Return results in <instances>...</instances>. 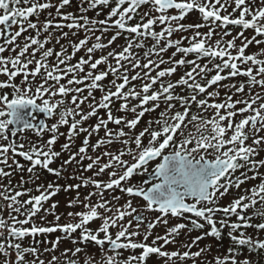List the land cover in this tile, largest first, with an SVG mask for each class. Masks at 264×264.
Wrapping results in <instances>:
<instances>
[{
  "label": "snow or ice",
  "instance_id": "obj_1",
  "mask_svg": "<svg viewBox=\"0 0 264 264\" xmlns=\"http://www.w3.org/2000/svg\"><path fill=\"white\" fill-rule=\"evenodd\" d=\"M256 2L257 0H114V6L110 7L107 17L98 20L83 13L98 6H109L113 0H82L80 8L82 14L79 16L62 11L65 6L70 5L71 0H59L56 5L52 0L46 2L0 0V25L10 30L5 45L15 44L17 38L29 29L36 32L35 36L27 37L23 46L16 45V48L11 49L12 51L19 49L14 57L0 55V74L8 77L6 81H0V89H11V93L0 94V163L7 164L11 153L15 167L22 168V165L14 159L18 154L30 162L31 167L27 169L29 173H33L39 166L56 177H61L64 166L73 163L79 156L81 161L84 159L90 161L83 171L96 169L93 177L80 176V183L64 186L51 182L46 186L37 184L38 194L29 195L25 200L18 197L32 193L31 188L14 191L11 195L6 194L12 191L10 187L0 191V198L9 201L6 207L10 210L7 219L0 213V253L5 257L3 264H45L43 260H27L26 254L36 256L39 249L35 246L22 247L17 241H22L27 236L36 237L38 234L46 235L57 231L62 232L73 243L92 242L100 248L99 259L86 253L82 264H146L147 259L153 254L164 258L163 264H176V261L184 264L188 259H192L193 264H196L195 258L200 257L208 250L207 248H200L195 252L163 250L164 245L176 242L181 230L188 227L186 223H176L168 227L165 235H157L151 244L148 243L156 224L167 225L168 216L183 217L189 213L197 218L190 220L193 229H204L205 224L210 226L205 233L207 236L219 238L223 228L230 229L227 234L234 247L228 249V255L216 257L215 264H251L246 258L238 259V253L244 247L249 250H264V239L254 238L241 230L255 227L264 231V222L255 225L251 222L253 217L264 218V174L259 172V169L264 167V159H255L259 155L260 146L264 145V136L259 135L264 131V92L252 93V89L256 86L264 89V59L259 58L264 56V49L259 53L245 54V50L253 42L257 45L264 43L255 38V36H264V0H258L259 6L254 7ZM83 4H87V7H83ZM233 4L235 7L232 8V12H228V8ZM143 5H151L150 10L140 15V22L130 23ZM53 7L56 8V17L60 20L52 17L49 12V18L40 25L39 13ZM170 10H175V13L170 14ZM193 10L200 13L202 23H182L181 21ZM237 11L238 16L235 15ZM33 16L37 17L36 21L30 19ZM157 24L166 27L157 31L155 30ZM13 25H16L18 30L11 31ZM97 25L103 26V32H107L109 26L117 29L107 44L101 43V36L95 35ZM228 25L243 30L252 29L255 36L245 37L242 44L237 46L236 40L243 37L244 33L241 31L232 39L225 40L224 37L231 35L227 30ZM64 27L83 30L85 33L84 38L78 43L71 44V55L65 54L66 49L63 46L55 53L52 48H45L53 38V33L49 29ZM204 27L208 28L207 32L200 31ZM218 28L221 29L219 33H217ZM41 29L48 33L43 40L39 38ZM121 30L131 34L126 46L118 52L113 50L107 55L93 59L92 54L114 43L121 35ZM189 30H192L191 37L182 38L190 41L187 46H182V39H172L174 32ZM76 34L73 32V35ZM68 35V32L62 33L65 38ZM215 35H219V39L213 41ZM3 36L5 32L0 29V37ZM91 37H94L96 42L86 47ZM145 38H151L154 43L143 54L146 63H141L139 54L133 52V49L143 48ZM33 46L36 47L29 53V49ZM173 47L175 51L168 61L160 58L157 62L151 58L153 55L160 56ZM82 48L86 49L88 58L81 56L76 64L70 63L72 56ZM5 50V46L0 45V53ZM37 52L40 53L39 59H36ZM177 53L181 54L178 60L174 59ZM26 54L30 58H26ZM189 54H193L195 58L187 59ZM53 55L57 58L56 62L49 64L48 58ZM110 57L115 61L114 64L109 63ZM201 59L206 60L203 65L199 62ZM217 60L220 62L216 63ZM169 62L173 66L158 70L155 75L151 74L153 68L159 69L160 65ZM33 64L35 67L30 68L29 66ZM101 64H106L107 70L96 72ZM126 64L130 65L132 70L141 71H136L130 77L129 67ZM209 64L212 67H209ZM61 65L64 67L62 68ZM85 65H88L87 72ZM181 65L191 67L175 82L165 83L162 78L171 76L177 71V66ZM241 65L245 67L242 68ZM225 70H228L227 74L223 75ZM213 71L215 74L209 78L208 73ZM81 73L84 74L80 75ZM109 74L114 79L110 81V87L105 90L101 82ZM18 75L22 76L19 84L14 82V78ZM38 75L41 79L37 84L35 78ZM238 75L248 77L247 98L234 100L233 95L226 93L223 102H215L214 98L220 95L219 89L214 91L208 89ZM65 79L66 83H61ZM136 80L143 81L139 90L134 84L125 90L130 81ZM86 81L88 83H85ZM157 84L158 88L153 90V86ZM73 85L84 86L73 87ZM245 86V82H240L239 86L222 85L229 90L235 89V93H244ZM177 87L188 89L190 94L176 93ZM85 90H87L86 96L83 95ZM93 90H100L103 93L99 101L93 95ZM205 93L207 97L213 98V102H209L207 98L198 99L199 95ZM133 99L138 100L139 103L130 105ZM114 100L121 101L119 111L131 112L133 118L114 116L110 107ZM150 102L151 107H148ZM161 102L164 108L159 112L158 117L149 120L148 126L139 133L133 134L141 118L147 112L160 108ZM85 103L88 105V111L82 107ZM193 104L199 109L198 112H192ZM238 105L243 107H237ZM99 109L107 110V118H99L94 125L85 126L86 121L98 115ZM209 109L214 110L212 116L203 115ZM37 110L49 118L56 117V122L49 127L46 122L41 121L38 126L33 122L38 119ZM237 115L242 117L238 121L235 119ZM109 122L117 125L118 129L109 128ZM64 125L68 126V142L63 144V150L70 149L74 138L80 133L86 135L78 151L71 153L59 168H53L51 167L53 161L61 155V152L53 149V145L57 141L60 126ZM121 125L123 127H120ZM102 128L105 132L104 137L90 145V137ZM125 128L128 131H125ZM29 129L35 130L37 135L45 130L50 131L52 135L46 142L28 144L27 148L25 143L17 144L14 139H10ZM146 136L148 139L145 144ZM250 138L252 143L248 144ZM116 141L122 145V148L116 152L105 150L95 157L87 155L89 147L95 152L102 146L107 147ZM125 156L131 157V161L124 159ZM157 158L159 162L150 173L155 182L147 187L122 186V182L129 181L137 172L149 173V163ZM109 169L112 170L108 172L107 181L94 178ZM241 169L244 171H240ZM238 171H240L239 176L236 175ZM249 171L253 175L249 176L247 174ZM10 175L11 173L0 167V176ZM30 179L35 183L39 176ZM256 179H259V184L242 190V194L232 199L226 206L218 204V201L227 196L233 188L241 190V185L248 180ZM144 184L148 185L149 181L145 180ZM90 185L95 190L80 199L79 189ZM0 187L4 186L0 185ZM116 188L130 197H142L146 202V210L158 211L161 214L156 217L155 223L151 221L147 223L142 240L138 241L135 238L141 236L139 222L144 221L145 217L133 207L132 201L128 200L120 207L114 208L111 206L112 202H118L120 197L113 195L110 199L105 198L106 191ZM61 190L66 192L75 190L76 197L68 202V207L83 208L82 211L69 212L67 214L69 222L64 224L60 223L61 216L55 211L59 205L58 201L52 203L49 208H44V204ZM93 196L98 197L95 203L91 202ZM258 204L259 208H257ZM249 209L254 210L252 215H248ZM41 211L45 213V216L41 217L44 223L38 224L34 218ZM217 212H222L224 216L217 219ZM133 214L138 223L136 230L129 231L132 221L127 222L128 226L122 221ZM48 215L54 216V221L47 222ZM232 215L237 217L235 221L229 219ZM21 216L24 218L20 219ZM96 219L102 221L101 225L96 229L89 228V223ZM111 228L119 229L114 237L110 232ZM78 230L79 235L73 236ZM60 239L57 237L51 242V249L45 248V251L55 252ZM201 239L203 236H196L191 244L183 247L190 249ZM158 241H163V244H158ZM105 244L109 246L108 249L104 248ZM129 249L142 251L138 255L118 259L121 256L120 250ZM12 251L15 255L14 261L8 259ZM85 251L82 247L65 249L61 254L66 257L64 264H81L80 260L68 257V253L75 257ZM48 264H60L59 257L52 255Z\"/></svg>",
  "mask_w": 264,
  "mask_h": 264
},
{
  "label": "flooded vegetation",
  "instance_id": "obj_2",
  "mask_svg": "<svg viewBox=\"0 0 264 264\" xmlns=\"http://www.w3.org/2000/svg\"><path fill=\"white\" fill-rule=\"evenodd\" d=\"M41 2H46V0H41ZM52 3L54 5L59 3V0H52ZM82 5V0H71L70 5L65 6V8L62 10L63 12H72L74 15H81V8ZM114 6V0L113 3H111L109 6L106 7H101L98 6L96 9H89L86 13H83L85 15H88L90 18L93 19H105L107 16H104V14L106 13H102V10L105 8H110ZM254 7L259 6V2L257 0L256 4L253 5ZM83 7H87V4H83ZM235 5L233 4L232 7L228 8V12H232V8H234ZM151 8V5H143L141 7V9L139 10V13L136 16H140L143 14V12L145 11H149ZM49 12H51L52 17L56 18L57 20H60L59 17H56V8L53 7L51 9H47V10H43L39 13L38 16V20L40 25L43 24V22L45 20H47L49 18ZM175 10H170V14H174ZM99 14V15H97ZM153 15H158L156 13H152ZM224 14V13H222ZM236 16L239 15V12L237 11L235 13ZM187 16H193L190 17L191 24H196V23H202L201 20V15L197 10H193L192 12H190ZM33 21L37 20L36 16H33L30 18ZM187 19L185 18L183 21H181L182 23H187ZM161 25L157 24L155 25V30L160 31L161 30ZM0 29H3V31L5 32V36L0 37V45H4L6 50L3 53H0V55L4 56V57H14L19 49L17 48L16 51H12V48H16V45H20L23 46V44L25 43L26 39L28 36H35L36 32L35 30L29 29L28 31L22 33V35L20 37L17 38V41L15 42V44L13 45H5V39L8 36L9 33V29H4L2 25H0ZM96 36H101V43H103V40H109L117 31V29L115 28H111L108 29L107 32H103L102 31V26L101 25H97L96 26ZM18 30V27L16 25H13L11 31H15ZM227 30H229L231 32L230 36H226L224 37L225 40L228 39H232L233 37L237 36V34L241 31H243L244 36L241 38H238L236 40V44L237 46H240L243 42V39L245 37L247 38H252L253 36H255L254 30L252 29H248V30H243L240 27H236V26H232V25H228L227 26ZM50 32L53 33V38L52 40L45 45V48H52L55 52H59L61 47L63 46L66 49V55H71L72 54V47L71 44L74 43H78V41L80 39H83L85 36V33L83 32V30H75V29H68L67 27H64L63 29H55V28H50L49 29ZM201 32H207L208 28L204 27L200 29ZM221 31V29H217V33H219ZM63 32H68L69 35L65 38L62 36ZM73 32H76V35H73ZM189 32H191L192 35V30H189ZM251 32V36H248L247 33ZM124 33H126V31L121 30V35L115 40L118 43H112L110 46L105 47L102 50H96L92 55H93V59L99 58L101 55H103V53L105 55H107L108 52L110 51H120L122 50V48L124 46H126L127 40L130 38L131 34H129L127 32V38L125 39L124 37ZM180 32L178 31V36H180L179 34ZM182 33V32H181ZM48 33L44 32L41 29V33H40V39L43 40L45 36H47ZM185 37H187V35H185ZM256 39L262 40L264 41V36H255ZM57 39H59V43H57ZM182 39V38H180ZM213 41L216 39H219V35H215L213 36ZM175 40V39H174ZM95 38L91 37L89 39V43L86 47H90L93 43H95ZM148 42V43H147ZM151 38H145V46L143 48L140 49H133V52H136L139 54V57L141 58V63H146V60L144 59V52L148 51L149 48L151 47V45L153 43H151ZM190 43L189 40H183L182 39V46H187ZM107 44V43H106ZM36 46H33V48L29 49V53H31L33 51V49ZM262 49H264V43H261L259 45H257L256 43H252L249 45V47L245 50V54L249 55V54H253V53H259ZM175 51V48H169L166 52L160 54V56H156L153 55L151 58L156 60L157 62L159 61L160 58L165 59L166 61H168V59L166 57H171L172 53ZM233 53H235V49L232 50ZM40 53L37 52L36 53V59H39ZM83 56L85 57V59L88 58L87 53H86V49L82 48L80 51L76 52V54L74 56H72V59L70 61V63L72 64H76L80 57ZM26 58H30V56H28V54H26ZM176 60L181 58V54L177 53L176 56L174 57ZM194 55L193 54H189L187 56V59H194ZM259 58L264 59V56H260ZM56 56L53 55L51 57L48 58V63L49 64H53L56 62ZM201 63V65H203L206 60L201 59L199 61ZM216 63H219L220 61L217 60L215 61ZM109 63L114 64L115 61L110 57L109 58ZM127 67H129V72L128 75L131 77L132 75L135 74L136 70L137 71H141L140 69H135L132 70L130 65H127ZM173 66L172 63H165L159 66V69L153 68L151 71L152 75L156 74V71L161 70L163 68H167V67H171ZM30 68H34L35 65H30ZM61 67L63 68L64 65H61ZM191 66L190 65H181V66H177V71L175 73H173L171 76H168L166 78H162L163 81L165 83H167L168 81L171 82H175L176 80H178L186 71L189 70ZM209 67H212L211 64H209ZM241 67H245V65H241ZM107 70V65L106 64H101L98 66V68L95 70L96 72L99 71H104ZM88 71V65H85V72ZM228 70H225L224 73H222L223 75L227 74ZM84 73H81L80 75H83ZM215 72H210L208 73V77L210 78L211 75H214ZM179 76V77H178ZM169 77H173V79H169ZM70 78V77H68ZM168 78V79H167ZM259 78V77H258ZM8 79V77L6 75L0 74V81H6ZM41 77L38 75L35 78V83H39L40 82ZM114 79V77L109 74L108 77H106L101 83L104 85L105 90H107L110 87V81H112ZM176 79V80H175ZM22 80V76L18 75L17 77L14 78V82L19 84ZM247 80L248 77L243 76V75H238L236 77H231L229 79L223 80L221 82H223V84H236L237 86H239L240 82H245L246 86H245V91L244 93H235V89L229 90V95H233V97L235 99H241V98H247L248 96V87H247ZM120 82V81H117ZM219 82V83H221ZM51 83V82H50ZM61 83H66V79L62 80ZM85 83H88V81H86ZM143 83L142 80H136V81H130L129 85L126 86L127 88L132 87V85L134 84L137 88V90L140 89L141 84ZM84 85H73V87H83ZM158 84L153 86V90H156L158 88ZM214 86V85H213ZM212 86V88H213ZM33 87H35V85H33ZM179 88V87H177ZM176 88V89H177ZM113 91L115 90L114 88L112 89ZM177 91V90H176ZM3 92H9L11 93V89L10 88H5V89H0V94H2ZM179 94L181 95H188L189 90L186 88H182L180 87L178 90ZM259 92H264V89H261L259 86H256L252 89V93H259ZM103 93L100 90H93V95L95 96L96 100L99 101L101 95ZM83 95H87V90H85V92L83 93ZM198 98L200 99H210L209 97L204 96L203 94L199 95ZM68 100H71V94L68 97ZM138 100H131L130 101V105L134 104L135 102H137ZM38 103L40 102L39 100L37 101ZM121 101H113V104L110 106L113 112L114 116H123L126 115V117L129 119L131 117H133V113L131 112H122L119 111L118 108V103ZM148 107H151V102L149 103V105H147ZM82 107L84 108L85 111H88V105H85ZM241 107H243V105H241ZM182 111V109H179ZM29 111H31V109H29ZM151 112V111H150ZM154 112V111H152ZM192 112H198L197 111V107L195 104H193L192 106ZM159 113V112H158ZM158 113L157 115L154 114L153 115V119H149L148 117V112L141 118L139 124L137 125L136 129L134 130V133H139L143 128H145L146 126H148V121L149 120H154L158 117ZM37 115H38V119L36 121H33L34 123H37V125L39 126L41 121L46 122L49 127L51 126V124L56 122V117H52L49 118L46 114L44 113H40L37 110ZM106 116L107 118V110L105 109H99L98 110V115L97 116H93L91 117L88 121L85 122V126H89V125H94L95 123H97L98 119L101 116ZM203 115L208 116L206 114L203 113ZM247 115V113L245 114ZM78 118V117H77ZM242 117L237 115L235 117L236 121H238L239 119H241ZM10 127H15V126H10ZM108 127L113 129V130H117L118 126L115 125L112 122L108 123ZM120 127H123V125H121ZM153 127H155V125H153ZM125 131H128L127 128H125ZM52 135V133L50 131H43L42 134L37 135L35 130L29 129L26 130L22 133H18L17 137L12 138L10 137V139H14L16 141L17 144L23 142L26 145V148L28 146V144H40L43 142H46L50 136ZM85 133H80L79 135H77L74 138L72 147H70V149L68 150H63L62 146L64 143L68 142V126L64 125V126H60L59 128V132L57 134V141L56 143L53 145V149L55 151H59L61 152V155L56 158L51 167L53 168H59L63 162L65 160H67L70 156L71 153L77 152L79 147L82 145V141L85 137ZM105 132L104 129L102 128L98 133L93 134L90 137V145L91 144H95L96 141L99 138L104 137ZM260 136H264V131H261L259 133ZM147 136L144 138V143H147ZM248 144L252 143V139L250 138L247 141ZM134 147V146H133ZM122 145L116 141L113 142V144L105 147L102 146L101 148L97 149L95 152L92 151L91 147H89L88 153L87 155L89 156H93L95 157L96 155H99L100 153L104 152L105 150H109V151H113L116 152L117 150L121 149ZM9 161L7 164L5 163H0V167H3L5 169V171L11 173L10 176L8 177H2L0 176V185H3L4 187H0V191H4L5 187H10L12 189V191L7 192L6 194H14V191H24L25 189L31 188L33 191L30 194H25L23 197H18V199H28L29 195H35L38 194V192H36V185L37 184H44L45 186L48 183H59L61 186L67 185V184H76V183H80V176L83 177H93L94 172L96 171V169L94 168L93 170H89V171H83V168L86 167V165L90 162L88 159H84V160H80L79 156H77L76 161H74L71 164L65 165L62 175L61 177H56L54 174L47 172V170L41 168V167H36V169L34 170L33 173H29L27 171V169L29 167H31V164L29 161L25 160L22 156H19L18 154L15 155L14 159L16 162H18L20 165H22V168H16L15 165L13 164V160H12V154H9ZM106 159V158H105ZM124 159H128L131 161V157L129 156H125ZM255 159L260 160V159H264V145L260 146V151H259V155L255 157ZM159 162V158H157L154 161H151L149 163V173H144V174H140L139 172L135 173L131 179L129 181H125L122 182V186L123 187H127L129 185H135V186H150V184L152 182H155L152 178V176L150 175L151 170L155 167V164ZM112 169L106 170L105 173H103L102 175L98 176V177H94L96 179L99 180H103V181H107L108 180V172H110ZM240 171H244L243 169H241ZM240 171H238L236 173L237 176H239ZM259 172L264 174V167L259 169ZM249 176L253 175V173L251 171H249L247 173ZM34 176H39V179L35 181V183H33L30 179V177H34ZM147 180L149 181L148 185L144 184V181ZM9 181H11V185H9ZM25 181H27V183H24ZM259 179L256 180H248L245 184L241 185V190H237L235 188H233L229 194L227 196H225L224 198L220 199L218 201V204L220 206H226L227 204H229L231 202L232 199L236 198L238 195L242 194V190L244 189H249L250 187H252L253 185L259 184ZM20 185H22V187H20ZM95 189L90 185L88 187H81L79 189V193H80V199H83V197L85 195H87L90 191H94ZM105 198H111V196L115 195V196H119L120 200L117 201H113L112 202V207L116 208V207H120L121 205L125 204L128 200L132 201L133 207H136L138 209V211H140V213L145 217V220L140 223V227H139V231L141 233V236L135 238L136 240H142L143 239V233L146 231V226L147 223L149 221L155 223L156 222V217L160 216L161 214L158 211H148L145 208V201L143 200L142 197H135V196H128L126 193L120 191L119 188L113 189L111 191H106L104 193ZM76 197V191H63L61 190L57 195H55L54 197H52L49 201H47L44 204V208H49L50 205L54 202H59L58 207L56 208V213L59 214L61 216L60 219V223L64 224L69 222V217H68V213L69 212H77V211H82L83 208L82 206H73V207H68V202L72 199H74ZM98 197L93 196L92 197V203H95L97 201ZM191 198H189L190 200ZM9 203V201H5L3 200V198H0V213L3 214V216L5 217V219L8 218V212L10 211L9 209H7L6 205ZM260 205H257V208H259ZM102 211V210H101ZM253 209H249L247 210L248 215H252L253 213ZM13 215H15V213H13ZM45 216V213L43 211H41L40 213L37 214V216L34 218L35 222L40 224V223H44V221H41V217ZM135 214H133V216H127L125 217V220L122 221V223H124L126 226L127 222L129 220L132 221L131 226H129V231H134L136 230V224L138 223L135 219H134ZM224 214L222 212H217L216 213V218L219 219L221 217H223ZM20 219H23L24 217H19ZM47 222H52L54 221V216L52 215H48L47 216ZM168 224H156V227L152 229L151 235L149 236V240L148 243L151 244L152 240L157 236V235H165L166 230L168 227L173 226L176 223H186L188 225V227L186 229L181 230L180 234L177 236L176 238V242L175 243H169L168 245H164L163 246V250L166 251H175V250H179L181 252L183 251H198L200 248H207L208 250L205 251L204 253H202V255L200 257L195 258L196 259V264H215V258L216 257H223L225 255H228V249L230 247H234L233 242L231 241V239L228 237V231L230 229L228 228H223L222 231V235L219 238L216 237H211V236H207L205 235V233L209 230L210 226H208L207 224H205V228L204 229H193L192 224L190 223L191 219H197L196 217H194L193 214H185L183 217H172V216H168ZM231 221H235L237 219V217L235 215H232L229 218ZM10 222V221H9ZM203 222V221H201ZM252 224H258L261 222H264V218L261 217H253L252 219ZM102 221L100 219H96L93 222L89 223L88 227L91 229H96L101 225ZM219 227V225H218ZM118 228H111L110 232L113 234V237L115 236V233L118 231ZM243 231H246L248 234L252 235L254 238L256 235L261 234V232L264 231H260L258 229H256L255 227H249L247 229H241ZM79 235V230L77 231V233L73 234V236H78ZM101 237L103 236V234H100ZM196 236H203V239H201L200 241H198L197 244L193 245L190 249L183 247L184 245H189L191 244L192 240L195 239ZM57 237H60V243L58 248L55 250V252L52 251H45V248L51 249V242L54 241ZM20 242L22 244V247H32L35 246L39 249V252L37 253L36 256H33L31 254H26V259L27 260H33V259H38V260H43L45 261V264H48V262L51 260L52 255H56L57 257H59V261L60 264H64L66 257L61 255L65 249H74L75 247H82L85 248V253H80L77 256L73 257L71 253H68V257L73 258V259H78L81 261L82 264V260L85 258L86 253L90 254V255H94L97 259L100 258V248L97 247L96 245H94V243L92 242H88L87 244H84L83 242L80 243H73L71 240H69L68 238H66L64 236V234L60 231L54 232V233H50V234H38L36 237H32V236H27L25 237L22 241H17ZM158 244H163V241H158ZM108 245L105 244L104 248L108 249ZM121 251V256L118 257V259L120 258H124L126 259L128 256L130 255H138L142 250L141 249H135V250H120ZM111 254V253H109ZM244 255H248L249 257H252L255 261L257 260L258 263L255 262H251V264H262L264 259V250H249L247 247H244L242 249H240L239 253H238V259L241 260V257H243ZM5 259V257L3 256L2 253H0V264H3V260ZM8 259L13 260L15 259V255H14V251L11 252L10 256L8 257ZM163 259L155 254L150 255V257L147 259L146 264H163ZM176 264H181V262L176 261ZM184 264H193L192 259H188L186 262H184Z\"/></svg>",
  "mask_w": 264,
  "mask_h": 264
},
{
  "label": "rangeland",
  "instance_id": "obj_3",
  "mask_svg": "<svg viewBox=\"0 0 264 264\" xmlns=\"http://www.w3.org/2000/svg\"><path fill=\"white\" fill-rule=\"evenodd\" d=\"M109 10H110V8H105V9L102 10V13H103V14L106 13V14H104V16H107V13H108ZM190 17H193V16H187V17H186V19L188 20L186 24H191V21H189V20H190ZM160 27H161V30H162V28H163V27H166V25H161ZM102 28H103V26H102ZM111 28H114V27L109 26L108 29H111ZM179 34H180V36H178V31H177V32H174L172 39H180V38L185 37V35H187V37H191V32H189V31H187V32H182V33L180 32ZM247 35H248V36H251V32L247 33ZM151 41H152L151 43H154V41H153L152 39H151ZM107 42H108L107 40H103V43H104V44H106ZM114 43H118V42L115 41ZM147 43H148V42H147ZM103 55H105V54L103 53ZM166 58L169 59V57H166ZM174 59H175V58H174ZM144 63H145V61H144ZM136 71H137V70H136ZM166 77H168V76H166ZM166 77H164V78H166ZM178 77H179V76H178ZM167 79H168V78H167ZM169 79H173V80H174L173 77H169ZM175 80H176V79H175ZM165 82H166V81H165ZM222 85H231V84H223V82H221V83H218L217 85H214L213 88L210 87V88L208 89V91H214V90H216L217 88L219 89V91H220V95H219V97L214 98V99H215V102H223V101L225 100V95H226V93L229 94V89H226V88L222 87ZM179 88H180V87H179ZM179 88L175 89V92H176V93H179V92H178ZM176 90H177V91H176ZM231 90H232V89H231ZM203 95L207 97V94H206V93L203 94ZM198 99H200V98H198ZM233 99L235 100L234 97H233ZM209 102H213V98H210V99H209ZM120 103H121V102L118 103V108H119ZM138 103H139V101L135 102L134 104H138ZM173 103H175V101H174ZM85 105H87V103H85L83 106H85ZM192 106H193V105H192ZM177 107L179 108L178 105H177ZM237 107H241V105H238ZM163 108H164V104H163V102H161L160 108L156 109V111H154V112H152V111H151V112H148V117H149V119H153V118H152L153 115H154V114L157 115V113L160 112V111H162ZM197 111H199V109H197ZM213 111H214L213 109H209V110H208L207 112H205L204 114L208 115L207 117H211L212 114H213ZM158 115H159V113H158ZM123 116H126V115H123ZM100 118H104V119H106V116L103 115V116H101ZM132 118H133V117H132ZM129 119H131V117H130ZM255 238H258V239H264V232H261V234L256 235ZM245 258L248 259V260L251 261V262L258 263L257 260L255 261L252 257H249L248 255H244L243 257H241V260H243V259H245ZM263 259H264V256H263ZM262 264H264V261H263Z\"/></svg>",
  "mask_w": 264,
  "mask_h": 264
},
{
  "label": "trees",
  "instance_id": "obj_4",
  "mask_svg": "<svg viewBox=\"0 0 264 264\" xmlns=\"http://www.w3.org/2000/svg\"><path fill=\"white\" fill-rule=\"evenodd\" d=\"M137 22H140V16H135V18L130 23L134 24ZM124 37H125V39L127 38V32L124 33Z\"/></svg>",
  "mask_w": 264,
  "mask_h": 264
}]
</instances>
